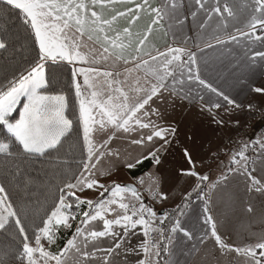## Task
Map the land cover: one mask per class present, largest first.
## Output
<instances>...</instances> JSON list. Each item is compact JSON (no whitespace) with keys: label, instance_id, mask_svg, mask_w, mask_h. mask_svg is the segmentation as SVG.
<instances>
[{"label":"snow or ice","instance_id":"6c2138e0","mask_svg":"<svg viewBox=\"0 0 264 264\" xmlns=\"http://www.w3.org/2000/svg\"><path fill=\"white\" fill-rule=\"evenodd\" d=\"M187 7L202 36L211 29L209 41H202L205 47L222 49L218 60L224 83L204 75L208 69L196 52L167 43L159 48L151 41L160 30L175 37L174 28L184 23L183 0H0V158L5 161L0 169V235L12 242L0 250V264H116L122 239L138 226L144 240L137 264H160L162 254L169 257L165 264H175L178 233L205 248L214 242L216 264H264V233L236 243L226 238L213 214L217 201L227 208L234 205L241 183L247 196L244 211H257L253 196L258 195L264 212V137L226 150L228 164L220 161L215 178L198 172L193 153L183 149L191 167H180L176 176L196 179L193 192L203 204L200 219L207 226L199 237L182 222L192 192L171 212L158 214L145 196L167 200L160 176L147 173V183L137 178L139 187L102 182L112 175V169L101 168L104 161L122 159L110 146L121 133L140 130L130 143L147 147L146 153L123 160L124 167L133 169L146 160L161 164L160 154L178 126L161 123L166 111L152 107L157 100L169 106L176 100H198L217 126L225 121L214 109L230 118L244 111L225 83L246 85L251 73L264 68V0H192ZM144 17L148 22L134 31ZM65 63L72 65L74 118L67 115V97L50 92ZM252 90L264 95V87ZM205 93L210 94L207 100ZM247 109L251 112L253 105ZM233 124L239 128L240 119ZM74 131L82 133L83 143L72 169L61 150ZM210 158L219 159L220 152ZM37 189L46 193L43 200ZM86 191L98 195L89 198ZM30 213L36 219L30 220ZM73 227L64 246L51 250L57 233ZM105 239L112 241L107 247L102 246ZM193 250L200 248L194 244Z\"/></svg>","mask_w":264,"mask_h":264},{"label":"crops","instance_id":"0c3cea01","mask_svg":"<svg viewBox=\"0 0 264 264\" xmlns=\"http://www.w3.org/2000/svg\"><path fill=\"white\" fill-rule=\"evenodd\" d=\"M191 2L192 0H183L185 8L184 16H182L181 19L184 20V23L182 26H176L174 28L175 37H173L171 33L165 37L164 30H160L153 33L151 41L159 48H163L167 43L172 46L186 47L187 49L196 52L201 65L206 66L208 69L204 75L214 83L218 81L224 83L223 81H220L221 65L218 60L222 49L205 47V44L202 41H209L211 29H209V33H206L203 36L201 35L197 26L198 21L193 20L187 7ZM147 22V17L141 19L137 23L134 31L143 29ZM123 24L124 21H120V25L123 26ZM212 42L214 43V41ZM197 45H199V47H197ZM231 47L237 51L239 50L235 45H232ZM201 48L204 49L202 52L199 50ZM204 61H207V65H204ZM70 66L72 67V65ZM79 79L81 84H83V78L80 77ZM225 87L238 103L244 105V111H237V113L230 118L223 109H214L213 112H219L218 118H222L225 121L222 130H219V127L213 122L208 111L201 110V105L198 100L193 101L192 103L176 100L172 106H169L168 102L161 104L160 101L157 100L152 105V107L159 106L161 110L166 111V119L161 123H175L178 126V132L175 138L169 137L172 142L168 146L167 151L161 152V164L159 166L154 165L147 173H154L161 177L162 182L174 183L175 185L187 182V184H189L188 189L184 191L183 195L180 197L181 199L177 197V200L181 201L187 192L193 190L196 184V179L194 177L176 176L177 170L180 167H191L183 157V149L185 147L189 148L193 153V159L197 162L196 170L198 172H213L211 173V176H217L218 169L216 168H218L222 159H218L219 161L215 158L210 159L212 156L210 155L211 152L220 151L221 154L223 151L232 149L233 146H237L238 144L240 147L242 143H251L264 137V128L253 127V136L251 135L247 139L244 138L245 135H247V132L250 131V129L248 130L245 126V123L246 120H248V117L253 116L251 112L261 111L260 115L262 116L264 114V95L252 90L254 87H264V68L258 67L253 73H251L248 84L246 85L228 87L225 83ZM209 95L210 94L205 93L206 100L209 98ZM165 96H167V94H165ZM248 104L253 105V110L251 112L247 109ZM225 106L227 107V105ZM261 116L257 117L254 124ZM236 118H239L241 121V126L239 128L235 127L233 124V120ZM152 119L156 118L152 117ZM139 131L140 130L129 134L121 133L119 138L114 139L110 146L114 150L120 152L122 159L120 162H116L113 158L106 159L101 168L112 169L113 175L115 172L126 173L127 168L123 166V160L138 157L141 153H146L147 151V147L132 145L130 143L131 138H139ZM143 131L147 133L148 130ZM254 134H256V136ZM189 137H191V139H189ZM96 138L99 139V135H97ZM156 143L159 144L161 142L157 139ZM252 154V152H249V155ZM201 161H203V163H201ZM105 179L106 178H102V180ZM174 189L176 190V186ZM163 191L166 193L168 192L166 189H163ZM173 192L174 191L171 193ZM169 196L170 194L167 193V197ZM246 199L247 196L243 191L241 183L240 190L237 193V199L231 208H227L217 201V205L215 209H213V214L223 224L221 231L226 233V238H230L236 243H240L253 233L257 236L264 233V212H262L261 209V198L258 195L253 196V202L257 209L254 214H249L244 211V208L246 207L244 201ZM180 201H176L174 206L180 203ZM151 203L156 205L157 208L161 207L159 211L172 209V207H170L171 205H169L170 203H166V200L162 202L151 200ZM202 208V202L195 199L186 211V215L182 217V222L186 227L196 229V237H199L207 227L203 225V221L200 219ZM100 227H102V224ZM117 231L121 232V236H123L121 229H117ZM177 237L178 241L172 257L175 264H216L218 253L216 252L214 242L209 241L205 248L200 246L196 239L188 241L182 236V233H178ZM117 239H120V237ZM143 240L144 236L142 229L139 226L136 229L130 230L129 235L122 239V247L120 249L121 255L117 258L116 264H137L138 260L143 258V253L140 249V244ZM111 243V239H105L102 246L107 247ZM194 244L200 248V251L193 250ZM126 249L128 251H125ZM168 259L169 257L167 256L166 261ZM220 259L223 261V258Z\"/></svg>","mask_w":264,"mask_h":264},{"label":"trees","instance_id":"16d2710c","mask_svg":"<svg viewBox=\"0 0 264 264\" xmlns=\"http://www.w3.org/2000/svg\"><path fill=\"white\" fill-rule=\"evenodd\" d=\"M17 59H20V58L17 57ZM71 71H72V67L70 65L66 63L63 64L61 66V70L57 73V81L56 83L53 84L50 92L51 94H63L67 97L68 105H69L67 115L69 116V118H74L73 114L76 109V98H75V90L71 86ZM253 127L264 128V114L256 121ZM82 143H83L82 133H78L76 131H74L72 135L70 136V138H68L64 142V147L62 148L61 151H62V154L69 155V160H70L72 169H75L76 167V164L74 161L80 158ZM4 165H5V161L3 160V158H0V169H2ZM153 166L154 164L152 163L151 160H146L142 164L138 165L137 167L133 169H127L126 173L131 178L137 179L140 176L146 174ZM34 191H36V195L39 197L40 200L44 199V196L46 195V193H43V191L39 189L34 190ZM191 192H192V197L190 200V205L196 199V192H193V190ZM183 199L180 201V203L183 201ZM174 208L167 209L164 211L171 212ZM31 219H36V218L30 213V220ZM74 230H75V227H73L71 230L61 229L57 233V241L54 245L51 246V250L55 251L58 248H62L64 244L67 242V240L71 238L72 232H74ZM42 242L47 246L46 240ZM11 245H12V242L8 238H6L4 235H0V250H3L6 247H9ZM166 258H167V255L162 254L160 258V264H164L166 261Z\"/></svg>","mask_w":264,"mask_h":264},{"label":"rangeland","instance_id":"374dc122","mask_svg":"<svg viewBox=\"0 0 264 264\" xmlns=\"http://www.w3.org/2000/svg\"><path fill=\"white\" fill-rule=\"evenodd\" d=\"M252 114H253V116L252 117H248V120H246V123H245V126L247 127V129L249 130L250 129V131H248L247 132V135H245V137L244 138H248V137H250L251 135L253 136V126H254V122H255V120L257 119V117H259V116H261L260 114H261V111H256V112H251ZM219 127V130H222V126H218ZM255 136H256V134H254ZM238 137V136H237ZM229 148V147H228ZM237 148H239V144L237 145V146H233V148L232 149H237ZM223 151V150H222ZM215 152H217V151H214V152H211L210 153V155H212V153H215ZM220 152V151H219ZM211 159V158H210ZM219 159H222L223 161H224V164L225 165H227L228 164V157L225 155V151H223L221 154H220V158ZM218 160V159H217ZM219 161V160H218ZM216 169H218V168H216ZM210 173H213V172H210ZM217 173V172H216ZM216 176V175H215ZM215 176H213L212 175V177H215ZM140 177H144V179H145V181H146V183H147V175L146 174H144V175H142V176H140ZM139 177V178H140ZM112 180H115V181H117V182H119V183H121V184H134V185H136L137 187H139V185L138 184H136V180L137 179H133V178H131L130 176H128V174L127 173H125V172H115L114 173V175H113V173H112V175L111 176H108V177H106V179L105 180H102V182H104V183H108V182H110V181H112ZM176 186V190L174 189V187ZM188 186H189V184H187V182H183V183H181V184H178V185H175L174 183H169V182H162V184H161V187L165 190H167L168 192V194H170V196L167 198V200H166V203H170L169 205H171L170 207H172V208H174V207H176V206H174V203H176V201H180V200H177L176 198L177 197H179V199H181L180 197L183 195V193H184V191H186L187 189H188ZM172 191H174L173 193H171ZM83 195H85V196H87V197H89V198H96L97 197V193L96 192H93V191H86ZM145 199H146V201L148 202V204L150 205V206H153L154 207V209L156 210V211H159V209L161 208V207H156V205H153L152 203H151V200H148L147 199V196H145ZM179 204V203H178ZM158 205V204H157ZM161 211V210H160Z\"/></svg>","mask_w":264,"mask_h":264},{"label":"water","instance_id":"95a60500","mask_svg":"<svg viewBox=\"0 0 264 264\" xmlns=\"http://www.w3.org/2000/svg\"><path fill=\"white\" fill-rule=\"evenodd\" d=\"M163 212H164V211H163V210H161V211H159V212H158V214H162Z\"/></svg>","mask_w":264,"mask_h":264}]
</instances>
